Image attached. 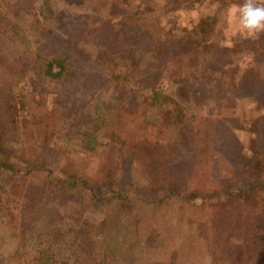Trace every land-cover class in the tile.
<instances>
[{
    "label": "rangeland",
    "instance_id": "374dc122",
    "mask_svg": "<svg viewBox=\"0 0 264 264\" xmlns=\"http://www.w3.org/2000/svg\"><path fill=\"white\" fill-rule=\"evenodd\" d=\"M45 1L51 3L49 12L55 20L35 24L31 8ZM117 2L130 12L145 6L152 11L153 22L162 23L173 38L190 46L197 45L191 30L202 15L214 17L211 42L244 49L241 69L258 65L246 50L258 38L236 34L229 16V9L243 0H200L180 6L175 0L147 5L139 0H0V114L7 120L0 149L12 166V171L0 168V264H10L4 259L11 246L24 264L39 256L45 261L51 252V264H264V224L255 214L230 210L217 220L209 210H196L169 196L164 184H149L152 179L141 162L108 137L115 113L104 123L91 120L98 115L97 104L111 102L114 75L123 77L119 86L130 90L127 106L140 103L153 87L166 94L175 89L162 59L152 62L147 56L148 61L138 65L112 52L116 44L106 21L119 16L113 6ZM69 14L78 18L62 41L54 32ZM62 58H67L63 75ZM49 66L55 77L46 73ZM258 66L264 69L262 63ZM213 70L218 78L220 71ZM149 110L148 118L159 122ZM244 130L247 149L262 146L264 141L255 142L247 125ZM85 134L94 149L84 146ZM166 145L180 149L170 137L161 143L163 150ZM104 151L114 164L124 159L114 173L120 188L134 186L129 204L121 205L107 190L64 193L56 183L68 171L102 188L101 179L95 180L109 158ZM72 227L82 241L63 230Z\"/></svg>",
    "mask_w": 264,
    "mask_h": 264
},
{
    "label": "trees",
    "instance_id": "16d2710c",
    "mask_svg": "<svg viewBox=\"0 0 264 264\" xmlns=\"http://www.w3.org/2000/svg\"><path fill=\"white\" fill-rule=\"evenodd\" d=\"M139 1L147 5L154 0ZM175 1L182 5L200 0ZM50 5L49 1H45L37 8H31L35 12V24L41 25L47 20L54 22V15L49 12ZM113 6L119 16L113 21H106L111 30L110 37L116 44L112 52L124 55L132 63L138 61V65H142L147 56L152 62L157 58L162 59L163 69L175 89L172 94H166L154 87L147 88L150 90L140 103L127 106L130 90L119 86L118 81L125 80L123 77L114 75L111 83H116V86L111 102L107 105L97 104L95 111L98 115L91 120L104 123L108 115L116 114L108 137L114 145L121 147L118 148L122 152L141 162L152 179L149 184H164L169 196L190 203L196 210H209L217 220L221 217L220 213L234 210L240 214H255L258 223L264 224V143L259 148L247 149L243 141L245 125L255 142L264 141V69L258 66L262 63L264 68V34L257 41L249 43L246 49L251 51L258 65L241 69L244 49L238 45L220 46L208 37L214 32V17L202 15L191 30L197 45L190 46L183 39L173 38L162 23L153 22V13L145 6L135 12H130L122 2ZM83 17L86 16L80 18ZM76 18L78 16L69 14L66 22L63 23V19L62 23L58 21L60 27L54 34H60L62 41L68 39L69 29ZM147 18L150 21L147 22ZM154 28L156 30L153 32ZM66 61L67 58H62V75L66 70ZM213 69L220 71L218 78L214 77ZM51 71L49 66L46 73L55 77ZM147 108L159 122L148 118ZM3 116L0 114V141L4 138V125L7 122ZM43 135L45 138V133ZM168 137L178 144V151L171 150L167 145L165 150L162 149L161 143L167 142ZM83 144L90 147L88 149L95 147L90 145L89 136ZM107 148L109 150L110 145ZM104 154L109 157L107 152L104 151ZM8 160V154L5 155L0 149V168L12 171ZM46 161L47 156H43V162ZM123 161L119 158L114 164L109 157L102 163L95 180L101 179L103 182L100 189L97 183L90 184L75 172L72 174L68 171L63 172L62 178H58L56 183L64 193L76 189L78 194L87 191L101 194L107 190L114 194L113 197L121 205L129 204L128 194L134 186L128 190L120 188L118 175L114 173L119 171ZM100 199L104 202V198ZM10 225L13 227L12 223ZM63 230L66 234L73 232L81 238L80 241L84 239L75 227ZM11 247L4 261L24 264L17 260L20 258L16 256L18 249ZM73 248L75 254L77 248ZM42 254L45 256L46 253ZM47 258L43 261L39 256L28 262L51 264L49 262L54 260L53 253Z\"/></svg>",
    "mask_w": 264,
    "mask_h": 264
},
{
    "label": "clouds",
    "instance_id": "9594fccd",
    "mask_svg": "<svg viewBox=\"0 0 264 264\" xmlns=\"http://www.w3.org/2000/svg\"><path fill=\"white\" fill-rule=\"evenodd\" d=\"M229 16L235 21L236 34L252 38L264 34V3H258V0H243L242 4L229 9Z\"/></svg>",
    "mask_w": 264,
    "mask_h": 264
}]
</instances>
